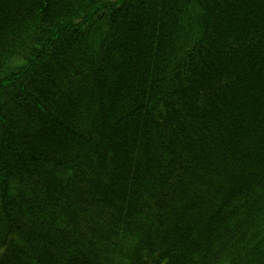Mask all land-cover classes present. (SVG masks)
Segmentation results:
<instances>
[{"label":"trees","instance_id":"obj_1","mask_svg":"<svg viewBox=\"0 0 264 264\" xmlns=\"http://www.w3.org/2000/svg\"><path fill=\"white\" fill-rule=\"evenodd\" d=\"M0 264H264V0H0Z\"/></svg>","mask_w":264,"mask_h":264}]
</instances>
